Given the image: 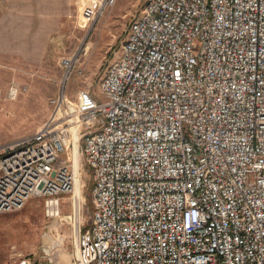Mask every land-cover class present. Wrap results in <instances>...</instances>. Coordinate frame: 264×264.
I'll list each match as a JSON object with an SVG mask.
<instances>
[{"label":"built area","instance_id":"2783aa9c","mask_svg":"<svg viewBox=\"0 0 264 264\" xmlns=\"http://www.w3.org/2000/svg\"><path fill=\"white\" fill-rule=\"evenodd\" d=\"M115 54L76 125L0 147V213L59 212L84 139L96 211L72 264H264V0H147Z\"/></svg>","mask_w":264,"mask_h":264},{"label":"rangeland","instance_id":"374dc122","mask_svg":"<svg viewBox=\"0 0 264 264\" xmlns=\"http://www.w3.org/2000/svg\"><path fill=\"white\" fill-rule=\"evenodd\" d=\"M146 1L117 0L88 21L92 0H0V147L63 123L66 128L76 125L78 119L69 111L82 91L103 100L104 75ZM21 3L33 9L16 6ZM8 11L24 17L4 18ZM20 39L23 48H6ZM77 52L80 61L66 76L60 62ZM12 87L18 90L16 97ZM77 149L76 166L69 153L75 186L71 195L59 197V212L48 216L45 200L31 197L24 207L0 213V264H72L79 234L92 230L96 211L84 139ZM3 170L0 165L1 174Z\"/></svg>","mask_w":264,"mask_h":264},{"label":"crops","instance_id":"0c3cea01","mask_svg":"<svg viewBox=\"0 0 264 264\" xmlns=\"http://www.w3.org/2000/svg\"><path fill=\"white\" fill-rule=\"evenodd\" d=\"M7 1H11V0H7ZM14 1H16V2H24V0H14ZM12 6H14V4ZM16 6H20V9L21 8H27L28 10L33 9V6H31V5L27 4V3L26 4H23V3L16 4ZM23 15H24L23 12H19L17 14H13L12 12L10 13V11H8L7 15L5 14L4 18H8V17H12L13 18V16L22 18V17H24ZM1 23L2 22H0V25H1ZM15 24H17V23H15ZM23 47L24 46H23V40L22 39H20L19 44L6 46V48H23Z\"/></svg>","mask_w":264,"mask_h":264},{"label":"bare ground","instance_id":"6f19581e","mask_svg":"<svg viewBox=\"0 0 264 264\" xmlns=\"http://www.w3.org/2000/svg\"><path fill=\"white\" fill-rule=\"evenodd\" d=\"M78 144L77 143H75V151H77L78 149ZM78 158V152H75V154H74V163H75V166L77 165V162H79V161H76V159ZM78 190V183H77V174H76V187H75V193H76V191ZM76 221H77V219H76ZM77 227H78V225H77ZM56 236V235H55Z\"/></svg>","mask_w":264,"mask_h":264}]
</instances>
